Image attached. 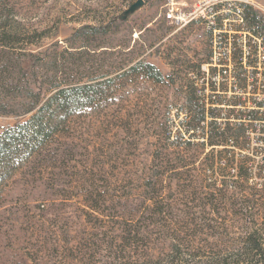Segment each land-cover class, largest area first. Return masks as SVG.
<instances>
[{"label":"trees","instance_id":"16d2710c","mask_svg":"<svg viewBox=\"0 0 264 264\" xmlns=\"http://www.w3.org/2000/svg\"><path fill=\"white\" fill-rule=\"evenodd\" d=\"M234 10L237 20L233 26L243 19L247 30L264 35V15L259 10L245 4ZM129 15L124 12L106 22L84 24L77 33L109 34ZM18 27L0 19V48L38 43L21 37ZM83 47L91 50L86 44ZM23 53L19 61L27 52ZM242 54L240 45L237 57ZM133 75L160 84L168 79L146 60L119 71L97 74L87 70L76 78L64 60L56 59L54 72L47 74L37 89L28 90L30 102L22 112L28 119L0 132V204L4 189L18 172L26 170L41 178L47 174L48 186L64 203L78 199L89 222L104 229L102 238L92 245L106 252L107 264H264V218L260 222L258 213H247L248 209H264V186L258 187L259 181L251 187L245 168L241 166L237 180L231 179L227 167L204 180L195 165L199 153L162 148L146 154L125 150V145L137 147L143 137L137 124L146 121L137 113L133 90L119 86ZM2 77L0 81L5 79ZM13 112L0 106V113ZM208 113L192 86L187 97L188 129L202 128L211 145L231 141L233 131L228 124L223 129L217 119L207 121ZM93 116L99 121L93 131L104 130L123 142L127 139L124 132L133 142L94 157L86 147L80 159L74 138H82L86 125L94 124L86 122ZM147 126L155 131L161 126L158 141L160 145L162 139L163 145L169 142L171 133L164 121H147ZM218 158L231 163V156L223 152L206 154L211 164ZM212 172L216 174V170ZM231 203L240 206L234 214L247 222V230L231 231Z\"/></svg>","mask_w":264,"mask_h":264},{"label":"rangeland","instance_id":"374dc122","mask_svg":"<svg viewBox=\"0 0 264 264\" xmlns=\"http://www.w3.org/2000/svg\"><path fill=\"white\" fill-rule=\"evenodd\" d=\"M137 1L0 0V19L19 26L21 37L28 36L38 42L28 47L0 48L4 57L0 61V80L2 75L5 77L0 81V106L14 110L13 113H0V132L28 119L29 115L22 114L30 102L28 90L37 89L39 82L54 72L56 59L64 60L76 78L87 70L97 74L119 71L139 60H146L155 64L168 79L160 84L133 75L130 81L119 85L133 90L137 113L146 120L137 124L143 135L139 137L137 147L125 145V150L135 152L136 149L140 154H146L162 148L199 153L195 165L201 169L197 173L204 180L218 175L225 167L231 179L237 180L238 171L243 166L248 171L249 185L255 186L260 181L257 186L262 188L263 155L250 156L242 164L244 156H231V151L222 146L225 143L211 145L209 135H205L202 128L188 129L186 125L189 119L187 97L193 86L191 73L208 58L210 50L209 38L202 25L172 26L163 17L165 5L170 0H143L144 4L111 33H77L84 24H99L123 14ZM176 1L191 4L196 0ZM254 1V8L264 15V0ZM85 44L91 50H85ZM23 52L27 53L19 61L21 54H25ZM90 121L94 124L91 127L86 125L82 138H74L80 159L86 147L90 157H94L95 153L120 150L121 144L133 142L124 132L121 133L127 139L123 142L116 135L105 134L104 130L93 131L99 121L94 116L86 120L87 123ZM147 121L165 122L167 133H171L169 144L163 145L165 140L162 139L160 145L157 133H160L161 126L156 131L148 130ZM201 126L208 130L206 123ZM220 126L231 128L224 123ZM210 152L231 156V163L218 158L211 164L206 159ZM49 182L47 174L44 178L34 177L23 170L15 174L4 189L0 204V264H107L106 252L92 245L94 240L102 238L104 229H100L99 223L89 222L78 199L64 203L56 195V190L48 186ZM238 208L239 205L231 203V231L241 232L248 227L245 220L235 216ZM251 212L258 213V221H263L264 209H248L247 213ZM248 226H252L250 221Z\"/></svg>","mask_w":264,"mask_h":264},{"label":"built area","instance_id":"2783aa9c","mask_svg":"<svg viewBox=\"0 0 264 264\" xmlns=\"http://www.w3.org/2000/svg\"><path fill=\"white\" fill-rule=\"evenodd\" d=\"M241 4L255 7L256 2L196 0L188 4L170 0L163 17L177 28L197 23L205 29L209 55L191 73L193 86L210 112L207 121L217 119L219 124L231 126L233 138L222 146L231 156H244V164L250 156H264V35L247 30L243 19L233 26L237 20L234 9L239 10ZM240 45L241 58L237 57Z\"/></svg>","mask_w":264,"mask_h":264},{"label":"water","instance_id":"95a60500","mask_svg":"<svg viewBox=\"0 0 264 264\" xmlns=\"http://www.w3.org/2000/svg\"><path fill=\"white\" fill-rule=\"evenodd\" d=\"M144 4L143 0H138L136 3H134L128 10L125 11V14L133 13L135 10L140 8Z\"/></svg>","mask_w":264,"mask_h":264}]
</instances>
